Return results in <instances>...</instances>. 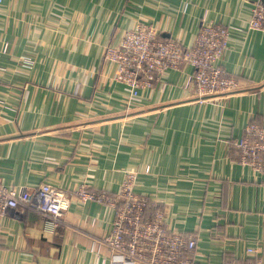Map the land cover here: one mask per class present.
<instances>
[{"label":"crops","instance_id":"1","mask_svg":"<svg viewBox=\"0 0 264 264\" xmlns=\"http://www.w3.org/2000/svg\"><path fill=\"white\" fill-rule=\"evenodd\" d=\"M256 0H2L0 176L35 188L87 185L115 193L129 170L166 222L196 232V264H264V173L239 161L235 142L264 124V30ZM190 44L204 20L231 29L220 65L237 90L201 102L185 87L193 67L168 68L126 104L105 46L137 21ZM7 46V50H5ZM114 209L73 199L55 219L28 208L0 215V264H111ZM231 257V258H233ZM119 259V258H118Z\"/></svg>","mask_w":264,"mask_h":264},{"label":"built area","instance_id":"2","mask_svg":"<svg viewBox=\"0 0 264 264\" xmlns=\"http://www.w3.org/2000/svg\"><path fill=\"white\" fill-rule=\"evenodd\" d=\"M250 28L264 30V0L254 2ZM230 33V27L222 22L204 20L195 40L186 44L161 37L158 26L139 20L125 30L120 42L105 46L104 59L115 66L114 79L126 85L128 107L141 96V89L153 86L159 73L183 65L193 67L185 87L205 102L240 86L220 65ZM234 144L241 163L264 173V124L249 122L244 136ZM137 177V170H129L120 189L110 193L91 190L85 184L70 192L48 181L31 189L8 185L0 176V215L17 217L21 211L34 208L58 219L67 214L74 198L83 204L98 201L115 211L109 233L94 241V246L105 242L119 258L112 257L111 264H196L198 234L171 228L163 208L150 214L152 199L137 191ZM252 264L263 261L257 257Z\"/></svg>","mask_w":264,"mask_h":264},{"label":"trees","instance_id":"3","mask_svg":"<svg viewBox=\"0 0 264 264\" xmlns=\"http://www.w3.org/2000/svg\"><path fill=\"white\" fill-rule=\"evenodd\" d=\"M161 37H163V36H161ZM163 38H166V37H163ZM152 205H153V204H152ZM152 205H151V206H152ZM151 206H150V209H151ZM158 208H161V207H160V206H156L155 209H154V211H155L156 209H158ZM150 209H149V212L151 211ZM150 214H151V213H150ZM227 257L231 259L232 263H233V262H238L239 264H250V263L248 262L247 259L245 260V259L234 258L232 255H228ZM231 257H233V258H231ZM232 263H231V264H232ZM252 263H253V262H252ZM226 264H228V263L226 262Z\"/></svg>","mask_w":264,"mask_h":264}]
</instances>
